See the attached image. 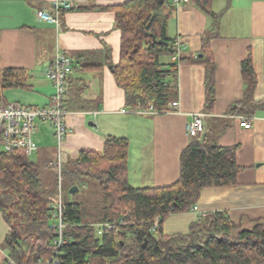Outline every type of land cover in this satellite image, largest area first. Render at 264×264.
I'll return each mask as SVG.
<instances>
[{"label": "trees", "instance_id": "16d2710c", "mask_svg": "<svg viewBox=\"0 0 264 264\" xmlns=\"http://www.w3.org/2000/svg\"><path fill=\"white\" fill-rule=\"evenodd\" d=\"M31 3L33 0H26ZM174 0H130L112 7H84L81 11L100 10L115 14L116 29L121 32L120 59L117 64L108 55L117 85L125 92L130 113L177 112L173 102L178 94V72L183 64L205 67V113L213 112L216 98L217 64L211 42L217 38L222 18L230 7L216 13V0H190L213 21L210 33L202 36L201 57H185L177 39L168 36L175 17ZM63 8L59 12L73 11ZM161 41V43H160ZM99 54V53H98ZM98 54H81L97 59ZM177 57V61H174ZM73 70L97 72L104 64L74 63ZM172 59V60H171ZM81 63V62H80ZM75 67V68H74ZM244 97L231 105L228 114L249 122L264 111V101L254 100L257 75L249 56L242 62ZM24 70L0 71V97L5 90L22 88L27 80ZM67 81L65 108L68 112L88 111L95 107L81 95L89 87L83 79ZM32 108V107H30ZM217 136L190 135L180 157V178L168 187L135 188L128 180L129 140L107 136L102 153L83 151L66 161L63 179L71 187L96 180L101 191L111 197L109 212L95 223L85 222L81 205L65 202V242L59 250L50 229L51 206L57 198V175L53 162H33L16 150L0 154V213L10 225L4 248L9 252L6 264H264V223L255 221L251 229H240L226 211L206 213L192 223L188 234L166 235L164 224L173 216L194 211L206 188L238 186L244 168L238 164V146L222 147ZM53 172L48 183L45 171ZM156 220L159 221L155 227ZM110 223L113 230L97 234L96 225ZM146 244V246H144Z\"/></svg>", "mask_w": 264, "mask_h": 264}, {"label": "crops", "instance_id": "0c3cea01", "mask_svg": "<svg viewBox=\"0 0 264 264\" xmlns=\"http://www.w3.org/2000/svg\"><path fill=\"white\" fill-rule=\"evenodd\" d=\"M128 1L0 0V71L18 69L27 73L25 86L14 89L32 95H19L16 104L46 107L51 104L55 90L45 71L58 51L73 56L79 67L104 64L97 72L73 70L68 85L75 86L76 80L83 79L89 89L81 98L93 103L95 108L68 115L67 123L73 133L63 147L65 160L76 159L83 151L102 153L107 136L124 137L130 143L129 183L135 188L168 187L180 178V157L190 142L188 124L192 115L205 112V67L198 64L179 67L178 94L174 100L180 103L179 111L123 113L127 111L125 92L105 62L108 55L114 64L120 59L121 32L116 29L115 14L80 8H106ZM56 3L70 4L74 10L58 16L59 24L40 20V12L56 17ZM227 3L216 0L214 11H223ZM212 28V19L187 3L176 7L167 33L180 42L182 55L194 59L200 57L202 36ZM217 35L211 42L217 64V98L213 112L205 119V131L218 135L217 142L222 147L238 146L237 160L244 171L238 177V186L204 189L196 205L198 211L169 217L164 224L166 235L188 234L192 223L216 211H226L240 229H251L255 221L264 223V111L256 115L250 128L243 126L242 117L228 114L231 105L244 97L241 65L249 52L257 75L253 97L256 102L264 101V0H231ZM44 43L50 48H45ZM83 53L99 54L97 59L81 58ZM3 97L6 100L4 93ZM89 123H94L96 128ZM33 139L38 152L44 148L46 153L47 149L54 152L56 140L51 125L38 123ZM10 230L0 213V264H6L8 259L4 242Z\"/></svg>", "mask_w": 264, "mask_h": 264}, {"label": "built area", "instance_id": "2783aa9c", "mask_svg": "<svg viewBox=\"0 0 264 264\" xmlns=\"http://www.w3.org/2000/svg\"><path fill=\"white\" fill-rule=\"evenodd\" d=\"M173 3L179 7L182 4L190 3V0H174ZM70 4L56 3L54 11L56 17L46 13H39L38 17L42 21L53 22L59 24V12L65 8L69 9ZM180 42L176 44L180 49ZM177 61V57H174ZM73 73V61L69 55L63 51H58L53 62L45 71L46 78L52 83L55 93L52 97L51 104L46 107H25L19 104L8 103L4 98L0 97V147L3 153L12 151H22L27 157H31L39 151L37 143L33 139V135L37 129L38 123H46L53 127L56 140V159L53 161V166L57 175V198L51 206L53 221L50 224V229L56 236L55 244L59 250L60 246L65 242L64 230L67 227L64 221V179L63 170L66 164L64 154V144L68 137L73 133L72 128L68 126L67 118L70 112L65 108V97L67 92V81ZM173 107L176 111L180 110V103L173 102ZM123 113H130L128 110H123ZM145 113V112H138ZM153 114H158L151 112ZM94 116L97 113H93ZM205 113H195L188 124L189 135L200 137L204 133ZM242 124L245 128H250L252 123L247 119L242 118ZM194 211H198V207H194ZM159 221L156 220L155 227ZM98 235H102L105 231L113 230V225L104 223L96 225ZM9 264H17L10 260ZM39 264H42L39 261ZM56 264V263H55Z\"/></svg>", "mask_w": 264, "mask_h": 264}, {"label": "rangeland", "instance_id": "374dc122", "mask_svg": "<svg viewBox=\"0 0 264 264\" xmlns=\"http://www.w3.org/2000/svg\"><path fill=\"white\" fill-rule=\"evenodd\" d=\"M210 19V18H209ZM211 20V19H210ZM44 47L49 49L50 45L44 43ZM45 55H42V57ZM71 57V55H69ZM23 95L30 97L32 92H27L20 89H8L5 90L4 96L8 103L15 104L17 97ZM22 104H26V101H21ZM46 148L40 150V152L29 157L33 162L45 163L48 161L53 162L56 159L57 147L55 145L53 150ZM3 153V149L0 147V154ZM45 179L48 183L53 181V172L51 170L45 171ZM71 183L68 180L64 181V201L67 203H78L81 205L82 217L85 222L95 223L103 218L108 212V208L111 204V197L101 191L99 183L96 180H89L85 185H80L79 192L75 195L70 194Z\"/></svg>", "mask_w": 264, "mask_h": 264}, {"label": "water", "instance_id": "95a60500", "mask_svg": "<svg viewBox=\"0 0 264 264\" xmlns=\"http://www.w3.org/2000/svg\"><path fill=\"white\" fill-rule=\"evenodd\" d=\"M160 43H161V41H160ZM202 55H200V57H201ZM110 69L111 70H113V67L111 66L110 67ZM89 126L90 127H93V128H96V125L94 124V123H89ZM79 192V188L78 187H73V188H71V190H70V194L71 195H75L76 193H78ZM144 246H146V244L144 245Z\"/></svg>", "mask_w": 264, "mask_h": 264}]
</instances>
